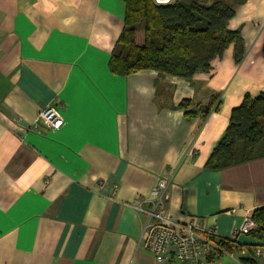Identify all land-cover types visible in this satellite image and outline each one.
<instances>
[{"label": "crops", "instance_id": "0c3cea01", "mask_svg": "<svg viewBox=\"0 0 264 264\" xmlns=\"http://www.w3.org/2000/svg\"><path fill=\"white\" fill-rule=\"evenodd\" d=\"M235 3L244 59L233 44L185 79L112 70L124 0H0V264H179L156 261L141 241L146 215L133 208L161 180L173 219L223 237L264 206V155L207 167L233 109L264 92V0ZM50 103L60 130L37 123Z\"/></svg>", "mask_w": 264, "mask_h": 264}, {"label": "trees", "instance_id": "16d2710c", "mask_svg": "<svg viewBox=\"0 0 264 264\" xmlns=\"http://www.w3.org/2000/svg\"><path fill=\"white\" fill-rule=\"evenodd\" d=\"M125 27L112 54L111 68L128 76L140 70H157L160 75L193 78L198 72H209L213 61L233 44L236 60L245 56L240 30L231 26L236 14L235 1L229 0H124ZM238 1V0H237ZM260 52L264 56V39ZM219 96L213 99L207 117L218 109ZM218 104L215 106V104ZM191 102L181 107L187 117L196 115L189 110ZM224 138L218 143L207 167L224 169L238 162L264 155V92L257 97L246 94L244 102L233 109ZM257 228L248 234L250 241L236 245L230 239H220L224 249L240 250L245 246L248 255L241 257L244 264H260L254 248L264 240V206L251 214ZM236 246V247H235ZM223 253L211 257L214 262Z\"/></svg>", "mask_w": 264, "mask_h": 264}, {"label": "built area", "instance_id": "2783aa9c", "mask_svg": "<svg viewBox=\"0 0 264 264\" xmlns=\"http://www.w3.org/2000/svg\"><path fill=\"white\" fill-rule=\"evenodd\" d=\"M36 120L37 123L44 122L53 130H60L65 123L61 110L52 103L43 107ZM158 185L153 198H145L133 205V208L146 215L141 241L150 249L158 263L177 260L179 264H211L210 258L220 253L241 262V257L248 255L245 246L239 251L235 248L224 249L220 239H230L236 245L244 244L237 237L240 234L248 235L257 228L258 224L253 216L246 215L239 228L233 229L232 237H223L218 229L202 227L196 218L181 221L173 219L166 206L169 180H161ZM145 203H150L151 206L146 207ZM254 257L256 260L264 259V240L255 246Z\"/></svg>", "mask_w": 264, "mask_h": 264}, {"label": "rangeland", "instance_id": "374dc122", "mask_svg": "<svg viewBox=\"0 0 264 264\" xmlns=\"http://www.w3.org/2000/svg\"><path fill=\"white\" fill-rule=\"evenodd\" d=\"M156 1H158V2H161V1H169V0H156ZM229 1H236V0H229Z\"/></svg>", "mask_w": 264, "mask_h": 264}, {"label": "water", "instance_id": "95a60500", "mask_svg": "<svg viewBox=\"0 0 264 264\" xmlns=\"http://www.w3.org/2000/svg\"><path fill=\"white\" fill-rule=\"evenodd\" d=\"M205 110H206V111H209V106H207V107L205 108Z\"/></svg>", "mask_w": 264, "mask_h": 264}]
</instances>
